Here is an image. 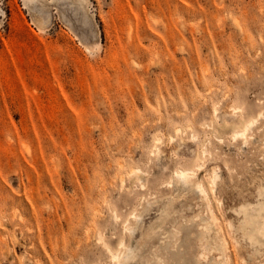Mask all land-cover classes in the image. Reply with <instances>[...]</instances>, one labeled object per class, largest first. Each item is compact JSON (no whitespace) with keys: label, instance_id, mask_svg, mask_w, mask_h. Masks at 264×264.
<instances>
[{"label":"rangeland","instance_id":"1","mask_svg":"<svg viewBox=\"0 0 264 264\" xmlns=\"http://www.w3.org/2000/svg\"><path fill=\"white\" fill-rule=\"evenodd\" d=\"M87 1L0 0V264H264V0Z\"/></svg>","mask_w":264,"mask_h":264},{"label":"bare ground","instance_id":"2","mask_svg":"<svg viewBox=\"0 0 264 264\" xmlns=\"http://www.w3.org/2000/svg\"><path fill=\"white\" fill-rule=\"evenodd\" d=\"M28 1H35V0H28ZM79 4H81L83 7L87 5V0H76ZM237 109V107H235ZM262 115V113H258L256 117L249 118L246 120L241 126L235 129V131L232 134V137L234 139L241 138L244 142L247 141L248 135L250 131L253 129V126L257 123L258 118ZM177 132H180V129L177 130ZM159 147L156 146V149H154V153L158 154ZM208 153V149L206 147L203 148L201 155H198L194 161V165H182L179 167H176L173 170L172 177L170 178V183H173L174 181L181 182L183 185H188L193 188H195L199 194L200 197L205 200V204L207 207V210L209 211L208 217H209V225L206 226L207 229H211V227L216 224L217 226H220L219 218L217 216V213L214 209V206L211 201L210 197V189L205 185L203 180L199 179L197 176V171L199 168H201L203 165L200 163L201 159H204L205 154ZM141 173L142 170L137 168L135 171V176L138 181H141ZM218 175V167H214L210 171V177L209 181L212 186L216 184ZM121 185H124V179H121ZM141 186L143 187L144 184L141 183ZM249 206H242L241 209L248 210ZM264 206H262L259 210L258 215L253 218L252 220H248V216L245 217L244 225H248L250 230H246L244 228L243 236H246V238L249 240L251 245L257 244L259 241L257 239V236L264 235ZM246 213V212H245ZM131 214L134 216L135 219L140 216L139 213H136L135 211H132ZM252 216V215H251ZM117 217V215H116ZM127 225H125L124 229L125 231L132 229V222H127ZM231 224V223H230ZM232 226V225H231ZM99 241L103 245V247L108 251L109 257L111 261L114 264H127L129 259H133L135 254L133 253V248L130 244H128L123 238L120 239L116 246L113 244H110L107 242L102 235L99 236ZM6 242V241H5ZM235 242L238 245L239 240L235 238ZM8 245V244H7ZM6 246V245H5ZM7 249L8 246H7ZM212 249L215 251H218L221 262L223 264H231L230 262V242L228 237L225 234H221L218 239H214L212 241ZM242 264H247V262L243 259Z\"/></svg>","mask_w":264,"mask_h":264}]
</instances>
